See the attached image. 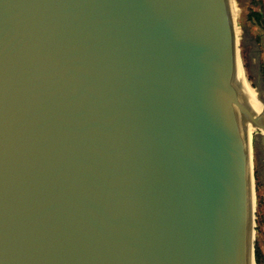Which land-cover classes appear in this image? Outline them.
<instances>
[{
	"label": "water",
	"instance_id": "95a60500",
	"mask_svg": "<svg viewBox=\"0 0 264 264\" xmlns=\"http://www.w3.org/2000/svg\"><path fill=\"white\" fill-rule=\"evenodd\" d=\"M232 14L0 0V264L256 263Z\"/></svg>",
	"mask_w": 264,
	"mask_h": 264
},
{
	"label": "rangeland",
	"instance_id": "374dc122",
	"mask_svg": "<svg viewBox=\"0 0 264 264\" xmlns=\"http://www.w3.org/2000/svg\"><path fill=\"white\" fill-rule=\"evenodd\" d=\"M236 21L240 69L245 85L257 92L264 103V0H230ZM253 171L255 182V261L264 264V144L262 130L253 139ZM260 257L257 261L256 252Z\"/></svg>",
	"mask_w": 264,
	"mask_h": 264
},
{
	"label": "bare ground",
	"instance_id": "6f19581e",
	"mask_svg": "<svg viewBox=\"0 0 264 264\" xmlns=\"http://www.w3.org/2000/svg\"><path fill=\"white\" fill-rule=\"evenodd\" d=\"M232 9V8H231ZM241 61L240 59L238 60L237 64V75H236V82L237 86L239 88V91L241 93V96L243 98V101L251 108L253 109L256 113L261 114L264 116V103L260 96H258L257 92H251L248 87L245 85V77L244 74L242 73L241 69ZM264 120V119H263ZM248 135H249V140L252 143L254 131L257 130L256 125L248 119ZM251 145V144H250ZM253 167V164H251ZM253 264H256L253 262Z\"/></svg>",
	"mask_w": 264,
	"mask_h": 264
},
{
	"label": "trees",
	"instance_id": "16d2710c",
	"mask_svg": "<svg viewBox=\"0 0 264 264\" xmlns=\"http://www.w3.org/2000/svg\"><path fill=\"white\" fill-rule=\"evenodd\" d=\"M256 257H257V261H259V257H260V252H259V250H257V252H256Z\"/></svg>",
	"mask_w": 264,
	"mask_h": 264
}]
</instances>
